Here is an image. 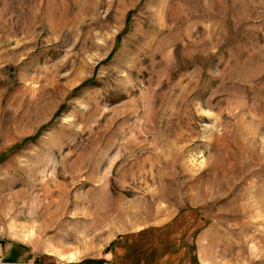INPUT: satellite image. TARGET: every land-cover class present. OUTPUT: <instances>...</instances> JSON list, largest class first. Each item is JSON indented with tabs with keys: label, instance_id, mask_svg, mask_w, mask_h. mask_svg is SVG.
Returning a JSON list of instances; mask_svg holds the SVG:
<instances>
[{
	"label": "rangeland",
	"instance_id": "obj_1",
	"mask_svg": "<svg viewBox=\"0 0 264 264\" xmlns=\"http://www.w3.org/2000/svg\"><path fill=\"white\" fill-rule=\"evenodd\" d=\"M0 258L264 264V0H0Z\"/></svg>",
	"mask_w": 264,
	"mask_h": 264
},
{
	"label": "crops",
	"instance_id": "obj_2",
	"mask_svg": "<svg viewBox=\"0 0 264 264\" xmlns=\"http://www.w3.org/2000/svg\"><path fill=\"white\" fill-rule=\"evenodd\" d=\"M2 254H3V251H1V255H2ZM2 256H4V255H2ZM2 256H1V258H2ZM1 258H0V264H8V261H3L4 259L2 260ZM77 260H78V258L74 259L75 262H73V264H76V263H77V262H76ZM79 260H80V259H79ZM5 262H6V263H5ZM80 262H82V260H81Z\"/></svg>",
	"mask_w": 264,
	"mask_h": 264
},
{
	"label": "trees",
	"instance_id": "obj_3",
	"mask_svg": "<svg viewBox=\"0 0 264 264\" xmlns=\"http://www.w3.org/2000/svg\"><path fill=\"white\" fill-rule=\"evenodd\" d=\"M76 264H82V262L76 263Z\"/></svg>",
	"mask_w": 264,
	"mask_h": 264
},
{
	"label": "bare ground",
	"instance_id": "obj_4",
	"mask_svg": "<svg viewBox=\"0 0 264 264\" xmlns=\"http://www.w3.org/2000/svg\"><path fill=\"white\" fill-rule=\"evenodd\" d=\"M49 202V201H48Z\"/></svg>",
	"mask_w": 264,
	"mask_h": 264
}]
</instances>
